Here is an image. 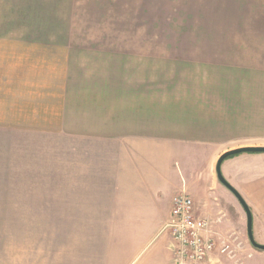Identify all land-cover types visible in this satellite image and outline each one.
Listing matches in <instances>:
<instances>
[{
    "label": "crops",
    "instance_id": "crops-1",
    "mask_svg": "<svg viewBox=\"0 0 264 264\" xmlns=\"http://www.w3.org/2000/svg\"><path fill=\"white\" fill-rule=\"evenodd\" d=\"M226 31L248 35V44H60L56 61L41 72L27 61L10 62L8 87L0 92L18 94V112L11 115L31 124L11 130L70 138L60 190L71 198V224H104L100 250L115 246L98 254L97 263L174 264L163 227L182 192L200 218L224 223L225 209L213 197L223 186L216 164L225 151L249 147L234 142L231 127L242 117L252 126L264 117V29ZM243 51L247 66L241 65L246 57L234 59ZM260 164L264 155L236 156L222 164V173L250 208L264 213Z\"/></svg>",
    "mask_w": 264,
    "mask_h": 264
},
{
    "label": "rangeland",
    "instance_id": "rangeland-1",
    "mask_svg": "<svg viewBox=\"0 0 264 264\" xmlns=\"http://www.w3.org/2000/svg\"><path fill=\"white\" fill-rule=\"evenodd\" d=\"M244 28L264 29V5H229L225 0H0V86L8 87L5 73L11 71V61H27L35 64L30 67L34 72H41L48 61H56L60 44L245 46L248 35L226 31ZM66 32H72L68 40ZM234 56L246 57L241 65L247 66L245 51ZM17 97L0 92V264H99L98 254L115 250L105 244L100 250L106 242L104 224H71V198L65 197L66 188L60 190L73 152L70 138L11 130L19 123L31 126L12 116L18 112ZM256 121L252 126L242 117L238 126L232 125L234 142L264 147V117ZM249 155L264 154L237 157ZM221 190L225 195L216 191L213 197L225 209L224 223L212 226L230 248L212 264H264V252L254 249L247 237L242 206L229 190ZM251 210L253 236L263 244L264 213Z\"/></svg>",
    "mask_w": 264,
    "mask_h": 264
},
{
    "label": "built area",
    "instance_id": "built-area-1",
    "mask_svg": "<svg viewBox=\"0 0 264 264\" xmlns=\"http://www.w3.org/2000/svg\"><path fill=\"white\" fill-rule=\"evenodd\" d=\"M193 201L186 192L177 194L171 202V217L163 227L172 240L174 264H212L230 248L218 238L212 222L198 216Z\"/></svg>",
    "mask_w": 264,
    "mask_h": 264
},
{
    "label": "water",
    "instance_id": "water-1",
    "mask_svg": "<svg viewBox=\"0 0 264 264\" xmlns=\"http://www.w3.org/2000/svg\"><path fill=\"white\" fill-rule=\"evenodd\" d=\"M242 154H264V147H241L237 148L236 150H229L225 151L220 158L218 159V162L216 164V174L218 181L225 187V189L229 190L237 199V201L240 203L242 206L244 212L246 213L247 216V232L249 240L253 246L254 249L264 252V244H259L256 242L254 238V216L253 213L251 212V208L248 205V203L244 200L242 195L239 193L238 189H236L232 184H230L225 177H223L222 173V164L229 158L237 156V155H242Z\"/></svg>",
    "mask_w": 264,
    "mask_h": 264
}]
</instances>
